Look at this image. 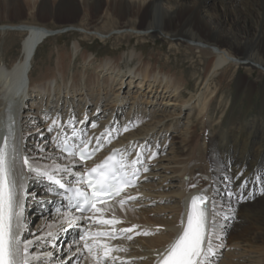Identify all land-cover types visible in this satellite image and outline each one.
I'll use <instances>...</instances> for the list:
<instances>
[{
	"label": "bare ground",
	"instance_id": "obj_1",
	"mask_svg": "<svg viewBox=\"0 0 264 264\" xmlns=\"http://www.w3.org/2000/svg\"><path fill=\"white\" fill-rule=\"evenodd\" d=\"M19 2H21V0H8L7 6L4 8L7 10V8ZM217 2V5L213 4L211 0H43L41 2V13H44L45 15L52 16L54 14L60 15L66 12H71L75 18L80 14L92 15V13L94 16L99 17V14L104 9L105 12L112 13L113 16H116L120 20L125 19V22L115 23L111 27L106 28L99 26V23L102 22L99 19V22L97 21L93 25L81 29L82 33L90 36L93 35L92 37L95 38L99 37L101 40L108 38V36L109 39L112 38L114 32L123 35V37H127L128 35H125L127 33H131L132 35H149L148 31H152L153 37H166L172 40L177 39L179 42L176 43V45L173 44L176 49L172 51L176 56H182V50L179 49L182 46H185L187 48L186 51L189 52L185 56H191V52L193 51L200 54L193 62V65L191 64V69L192 73L196 74L195 68L201 66L203 68V73L198 79L192 82L186 79L184 71L174 72L170 69L167 72L152 61L146 62L144 54L141 52L138 55L136 50L132 52L133 57L139 60V65L136 68L128 67V69L125 70L121 66L123 63H120L123 59L113 60L110 58L101 62L89 77L85 78L82 74L74 75L70 82L68 75L72 69L71 62L73 60H71L69 54H59L57 64L60 67H58L57 72H51L49 68L44 67L40 74L35 76L33 73L34 62L38 50L45 44L49 37L58 34L59 32L40 25L29 24L4 26L3 28H0V32H3L4 34H6V31L8 30L11 32L19 31L20 33L25 34L21 44L22 56L19 61H16L10 67L3 62L0 57V144L3 143L6 135V129L7 125L10 123V117L11 120L14 121V130L17 137L20 136L17 132V128L24 123V120L28 115V112L25 110L26 107L30 105L29 102L32 104L36 99L35 105L39 104L41 105V108H44L47 103L49 106L52 105V109H56L61 103V97H65L61 95L65 94L66 98H69L79 94L81 95L79 98L80 101L86 103L88 101L91 102L96 100L95 106L96 108H99L98 104H101L100 100H106L110 103L117 104L120 101L118 98L119 94L113 92V86H117L115 89L116 91L128 90V96L133 93H138L142 96L144 95L149 98L147 99V103L151 105H153V103L157 104L156 98L160 97L162 93V97L166 98L168 102H183L181 104L184 105L185 108L191 110V113L197 111V118L199 119V121H197L198 124L206 123V121H209L210 119L209 114L212 110L214 100L218 97L223 85L219 90L218 88L214 89V91L211 90V96L209 98L208 95L204 93L200 95L196 94L195 96V93L199 92L202 86L205 87V92L207 93L210 91L211 86L216 84L218 80L221 79L223 83L227 79L229 73H223V70L229 67H233L234 69L249 68L253 70L261 68L263 69V73L261 74L264 76V0H217ZM81 47L82 45L80 42L74 44L73 48L75 56L80 52L79 49H81ZM80 55L82 56L85 65H92L93 63H96V61H99L95 58H90L85 51H82ZM66 61L69 66L62 67L61 65H64ZM236 82L237 87H235L234 92L236 91L235 93L240 96L238 99L242 98V100H248L255 90L253 82L247 80L242 74L238 76ZM191 85H193V88ZM183 87H186L184 89H187L191 94L187 100H184L185 98L182 99L184 93L182 92ZM190 87L192 89H190ZM244 88H246V90H244ZM134 89L137 90L132 92ZM142 90H144L143 93L141 92ZM258 95H260L261 111H264V85L258 90ZM70 105L74 106V103H69V106ZM144 108L146 109V107ZM191 113L187 116L188 118L191 116ZM263 116L264 113H262L260 117L253 116L244 121L230 120L228 126L221 127L218 130L216 138L212 139V144L208 146L211 149L210 156L211 164L213 166L212 168L225 172L226 174H224V176L230 175L238 177L228 185V188L230 189V187H234L232 192L242 194L245 197L248 196L249 192L253 193V199H240L241 202H239V199L235 202L229 199L230 202L228 204V209L230 210V213H239L242 218L241 222L237 223L235 228L230 230V233H227L229 242L234 245L244 246H251L254 242L259 243V250L262 252V255H264V197H262V193L258 191L259 188H253L252 185L254 184L253 180H256L257 177L261 176L259 175L260 171L257 172V170L260 159L264 156ZM17 117L18 120L16 119ZM20 117H22V120ZM160 117L151 116L149 119L143 120L142 123L139 122L141 119L139 120L137 118V123L133 122L132 125L139 123V125L144 124L146 126L141 130L137 127L138 132L136 130V132L130 133L131 136L129 138H124L127 142L125 144L124 142L115 143L113 140L114 136H112L111 143L107 142L106 144V135L105 137H102L104 146L100 150V154L98 155L99 158L108 156L114 149H121L125 153H128L130 152L129 147L134 143L133 140L135 141V137H141L144 140H148L151 137V133L156 130H159V133L161 132L160 134H162V131H165L168 127L174 126L173 128H177L178 124L181 123V120H172L169 125L165 118L163 119ZM63 123H61V125H63ZM189 123L191 125H189V130H191L194 122ZM64 125V131L71 135V130L67 131L69 128L66 126V123H64ZM135 127L136 126L134 125V128ZM80 129H83L84 133L87 134L83 125ZM214 131L217 132V129H214ZM196 132V129L193 130V135H195ZM102 133L103 132H101L99 128L98 131L88 134V137L92 140L91 144L93 146L96 143V138L101 137ZM190 137L188 133L187 140ZM44 144H50V141L44 142ZM51 151L53 153L56 152L55 149H52ZM136 154L135 151L130 158L128 155V159H135L137 156ZM248 165L249 168H247ZM78 167V165H75L73 170H82L81 167ZM17 168H19V161L17 162ZM186 170L187 169L184 168L180 172L184 173ZM188 172L190 173V171ZM141 174V181L137 188L133 191L126 192L127 194L124 196L131 194V196H137L141 192H144L146 187H149L145 183L148 173L141 172ZM30 178L31 176L23 180L25 186H27V180H30ZM183 178L184 177H182L180 184L183 186L184 193H182V198L179 200L177 218H175L176 221H171L170 225H167L168 222L162 225L171 229V232L167 234L170 243L167 242V245L158 249L153 243L155 238L148 240V242L150 241L148 243V248L151 250L149 254L152 256V259L144 262V264H156L157 254L165 250L175 241L177 235L182 231V219L186 221V213L190 206L191 197L202 193L208 195L210 198L215 196L218 207L221 205L222 200H226V197H223L225 184H222V187L219 189L216 187L201 189L199 187L192 190L188 189L189 185H187L188 183L186 184L183 182ZM16 179L19 184L21 178L17 176ZM244 181H248L249 184L248 186L241 188V184ZM257 181L259 180L257 179ZM44 183L46 182L40 180V185L44 186H38L39 188H36V191L44 192L46 194L48 184ZM205 189L207 190L206 192H204ZM212 191H214V195L212 194ZM46 196H49L50 199L48 202H45V204L48 205H46V209L50 212V215L47 216V218H50V220L44 222L47 224L45 225L47 230L41 232L39 236L43 235L46 239L49 238L51 242H55L56 238L54 239V237L58 236L60 243L62 242V239L65 240L66 238L67 246H69L77 238L78 233L81 232L80 229L84 228V221L79 222L80 227L78 228H68L65 223V228L62 230L61 222L64 221L62 214L67 211L64 206L66 202L63 203L62 198L56 195L46 194ZM26 205L28 210L29 208H32L34 211H39V209H41L36 203H33L32 200L27 201ZM109 205L111 208L104 213V218L110 219L115 215V217L121 221L124 217L132 221V223L126 222L125 224H120V226L116 225L117 229L130 228L132 225L140 226V224L143 223L148 226L152 225V227L157 225L153 223L150 225L149 222L151 221L144 217L146 216L145 213L141 214V212L138 213L132 211L129 209V205L122 208L119 205L118 200L113 201ZM52 207H55L62 212L58 215L56 221H51L54 218L51 215L54 210ZM103 207L108 208V205ZM25 213L26 212H24V214ZM135 216H140V219L135 218ZM58 219L59 222H57ZM109 227L111 226L92 225L93 230H96L97 228L105 230ZM220 227L222 228V231L226 230H223L222 220H220ZM58 230L60 231L59 233ZM134 231L136 232L138 230L136 229L133 230V232ZM217 231L220 232V229L218 228ZM48 233H52L53 235L49 236ZM129 235H132V233H129ZM23 237L25 238L24 235ZM157 238H159V240L161 238L165 239V237ZM26 239L33 240L34 238L29 237ZM111 243L115 246L126 249L129 248V245L133 244V242H130L127 238H124L121 241H111ZM37 248H39V246H37ZM136 248L137 246L134 247L135 250H137ZM74 249L75 246H73V250ZM66 250V252H68V247ZM58 252L59 253L56 255L57 257L53 258L52 255L51 258H53V261L46 264H60L61 259L65 261V264H75V260L79 258V254L69 259V252L68 254H64L60 249H58ZM30 254L37 257L40 255L39 251L31 252ZM62 254L65 255L64 258L61 256ZM135 254L136 252L134 250L132 252L126 251L114 253V255L122 258L125 263L127 262V258L131 256L134 257ZM80 264H92V261L91 259H83L80 261ZM117 264H119V261Z\"/></svg>",
	"mask_w": 264,
	"mask_h": 264
},
{
	"label": "rangeland",
	"instance_id": "obj_2",
	"mask_svg": "<svg viewBox=\"0 0 264 264\" xmlns=\"http://www.w3.org/2000/svg\"><path fill=\"white\" fill-rule=\"evenodd\" d=\"M7 1L8 0H0V28H3L4 26L29 24L40 25L50 30L59 32L58 34H54L49 37L45 44L38 50L36 60L34 62L33 73L35 76H38L44 67L49 68L51 72H57L58 67H60L57 64V58L59 54H69L71 60H73L71 62L72 69L68 75L70 82L74 75L76 76L82 74V76H85V78L89 77L101 62L110 58L113 60L123 59L120 63H123L121 66L125 70H127L128 67L136 68L139 65V60L133 57L132 52L134 50L137 51L138 55L142 52L145 56L146 62L152 61L154 64L159 65L167 72L170 69H172L174 72L184 71L185 77L188 81H195L203 73V68L201 66H197L195 68L196 74L192 73L191 69V64L193 65V62L199 57V53L193 51L191 52V56H185L189 53L186 51L187 48L185 46L179 48L182 50V56H176L175 53L172 52L176 49L174 45L179 42L177 39L172 40L166 37H153L152 31H148L149 35L144 36L127 33L125 34L128 35L127 37H123V35L114 32L112 38L109 39L108 36V38L104 40H101L99 37H92L93 35L90 36L82 33L81 29L93 25L99 19L102 21L99 23V26L105 28L111 27L115 23H121L123 21L125 22V19L120 20L116 16H113L112 13L105 12L104 9L99 14V17L94 16L92 13V15L80 14L75 18L71 12H66L60 15L54 14L52 16L41 13V2L43 0H21V2L15 3V5L10 6L7 8V10H5ZM211 1L215 5L218 4L217 0ZM24 35L25 34L20 33L19 31L11 32L8 30L6 31V34L0 32V57L2 61L10 67L16 61L21 59V44L25 37ZM79 42L81 43L82 47L79 49L80 52L75 56L73 46L75 43L78 44ZM82 51H85L90 58H95L99 61H96V63H93L92 65H85L82 60V56L80 55ZM61 66H69V64L66 61V63ZM223 71V73L229 72L227 79L223 83L220 79L216 84L211 86L210 91L207 93L205 92L206 89L203 86L200 88L199 92L195 93V96L196 94L200 95L204 93L208 95L209 98L211 96V90L214 91V89L217 88L219 90V88H221L223 85L218 97L214 100L212 105V110L209 114L211 120L209 119V121H206V123L203 124L197 123V121H199L197 118L198 112L193 111L191 113V110L185 108V106L181 104L183 102H168L166 98L162 97L161 93L160 97L156 98L157 104L153 103V105H151L147 103V99H149L148 97L144 95L142 96L138 93H133V96H128V90L116 91L115 89L117 86H113V92L119 94L118 98L120 101L118 104L110 103L106 100H100L101 104H98L99 108H96V100L85 103L80 101L79 98L81 95L79 94L69 98H66V95L63 94L61 96L65 97H61V103L56 109H52V105L49 106L47 103L45 106L46 108H41V105H35L36 99L32 104L29 102L30 108L29 106L26 107L25 111L28 112V115L22 124L23 126H18L17 132L20 135H23L25 141L23 144L24 151L26 152L25 154H30L37 159L41 157V146L45 148V151L49 156L53 155V152L51 151L52 149L56 150L52 144V140L55 137V132L47 131L51 124V119L59 118V122L61 124L63 122L66 123L69 118L74 117L76 121L82 120L84 122L82 124L76 123L75 127L80 129V127L83 125L85 132H87V136L91 132L98 131L99 128L103 133H105V130L107 129L112 132L115 143L124 142V144L127 143L124 138H129L131 136L130 133L136 132L137 127L141 130L144 126H146L144 124L139 125L138 123L134 124L136 126L134 128V125L132 124L133 122L137 123L136 121H138V119H141L139 122L142 123L143 120L149 119L151 116H161L160 118H165L169 125L171 124L172 120H181V123L178 124L177 128H173L174 126L168 127V129L162 131V134H160L161 132L159 133V130H156L155 132L151 133V137L148 140H144L141 137H135L134 139L136 142L133 140L134 143L129 147V151L131 153L129 158L132 157L135 151L137 153L143 149L144 162L145 164L147 163L146 165L149 168V171L146 172L148 173V177L146 179L147 182L145 181V183L149 187H146L144 192H141L139 195L135 196V200L127 201L123 208L129 205L130 210L138 213L141 212V214L145 213L146 216L144 217L151 221L149 222L150 225L151 223L157 225L152 227V225L148 226L143 223L140 224L139 228L133 229H137L138 231L136 232L141 233L147 230L152 234L136 235L135 231L132 232L133 239L129 241L133 242L134 245H129L127 252H132L134 250L136 254L134 257L131 256L127 258V262L125 264H128L129 261L131 264H144V262L151 260L152 256L149 254L151 250L148 248V243L150 241L148 242V240L152 238H155L153 243L158 249L163 248L164 245H167V242L170 243V241H168L169 238L167 234L171 232V229L162 225L167 222V225H170L171 221H176L175 218H177V210L179 208L180 202L179 200L182 198V193H184V189L182 188L183 186L180 184L182 177H184L183 182L186 184L188 183V189L192 190H195L199 187L201 189H208L210 187H216L219 189L222 187V184H225L224 174L226 173L212 168L213 166L211 164L210 156L211 149L208 147L212 144V139L216 138L218 130L221 127L228 126L230 120L244 121L253 116L260 117V115L264 113V111H261L260 95H258V90L264 85V76L261 74L263 73V69H234L233 67H229L225 68ZM240 74H242L247 80L253 82L255 87L254 92L251 94L248 100H242V98L238 99L240 96L235 93L236 91L234 92L235 87H237L236 80ZM191 86L193 88V85ZM184 88L186 87L182 88V92H184L182 99L185 98L184 100H187L191 94L187 91V89ZM192 88L190 87V89ZM136 90L137 89H134L132 92H135ZM244 90H246V88H244ZM143 91L144 90L141 92L143 93ZM69 103H74V106H69ZM144 107H146V109ZM190 113L191 116L188 118L187 116ZM16 119L18 120V117ZM20 119L22 120V117H20ZM189 122H194L191 130H189ZM93 123L97 125L95 128L90 127ZM125 126H127L128 131L123 130ZM195 129L197 132L195 135H193L192 132ZM214 129H217V132L214 131ZM69 130L71 129L69 128L67 131ZM188 133L189 137H191L187 140ZM105 135L107 136L106 133ZM47 141H50V144H44V142ZM151 153H155L156 155L155 158L149 160L148 156ZM42 162L47 163V161ZM184 168L187 170L184 173H181L180 171H182ZM247 168H249V165ZM188 171H190V173ZM258 171H260L259 175H264V156L260 159L257 172ZM253 182L255 184V188L260 187V182L257 181V179H254ZM44 184H47V182ZM192 185H196V187H192ZM38 186H41L39 179L31 176L30 180H27L26 190L27 192L31 193L32 196L25 201L26 213L24 216L26 229L23 235L25 238H34V246L30 248L29 251L30 253L39 251L40 255L38 257L44 261V264H46L50 263V261H53L52 259L54 257H57L56 255L59 253L58 249L63 251L62 253L68 254V252H66L68 244L66 238L65 240L62 239V242L60 243L59 237L55 239V242H51L49 238L46 239L43 237V235L39 236L41 232L47 230V227L45 226L47 224L44 222L50 220V218H47V216L50 215V212L46 209L47 204H45V202H48L50 199L49 196H46L44 192L36 191V188H39ZM233 188L234 187H230V190L233 191ZM212 194L214 195V191H212ZM262 197H264V193H262ZM225 199L226 200L221 201V205L218 208L222 207L223 212H227L230 218L227 220H222L223 230H226L222 231L223 234L220 233L223 247L217 249V264H264V255H262V252L259 250V243L254 242L251 246H244L234 245L229 242L227 233H230V230H233L236 224L241 222L242 218L239 213L232 214L228 209V204L230 202L229 199L235 202L238 200L237 196L234 195L231 198ZM250 199H253V197ZM30 200H32L33 203H36L41 209H39V211H34L32 208H29L28 210L26 203ZM239 202H241L240 199ZM52 208L54 210L52 211L51 215L55 219L53 218L51 221H56L58 215L62 212L55 207ZM135 218L140 219V216H135ZM57 222H59V219ZM126 222L132 223V221L124 217L122 223L125 224ZM65 223L66 222L64 221L61 222L62 229L65 228ZM59 232L60 231L58 230V233ZM157 237H165V239L161 238L159 240ZM124 238H118L112 242L121 241ZM218 242L219 241L214 240V243ZM53 244L57 246L55 249L52 247ZM37 246H39V248H37ZM135 246H137V250L134 249ZM49 252L53 253V258L47 256V253ZM64 254L61 255L63 258L65 257Z\"/></svg>",
	"mask_w": 264,
	"mask_h": 264
},
{
	"label": "snow or ice",
	"instance_id": "obj_3",
	"mask_svg": "<svg viewBox=\"0 0 264 264\" xmlns=\"http://www.w3.org/2000/svg\"><path fill=\"white\" fill-rule=\"evenodd\" d=\"M76 123L84 122L76 121L74 117L66 122V126L71 129L69 135L64 131L65 125L60 124L59 118L51 119L47 131L55 132L52 143L57 151L49 156L41 146V157L37 159L25 154L23 135L17 137L14 121L10 117L6 135L3 143L0 144V264H44L39 257L30 254L29 250L34 246V241L23 237L26 229L25 201L32 196L27 192L23 180L29 176L47 182L46 194L59 196L66 202L64 206L67 211L62 215L68 228H78L79 222L84 221L83 231L79 232L77 238L68 246L69 259L79 254L75 264H80V259H91L92 264H117L118 261L119 264H125V261L114 253L126 252L128 249L115 246L111 241L124 237L128 240L133 239L132 235L127 234L132 233L133 229L139 226L117 229L116 225L121 224L122 221L115 215L106 219L104 213L111 208L109 201L119 198L118 203L123 208L127 201L136 199L135 196L121 194L130 187L136 186L141 172L149 171L144 162L143 149L138 151L136 158L132 160L128 159L130 152L114 149L94 166L74 171L75 165H82L102 149L104 146L102 137H105V133L108 143H111L113 135L106 129L101 137L96 138L95 145L89 148L92 143L91 138L83 129L78 130L75 127ZM96 126L95 123L91 125L93 128ZM123 130L128 131L127 126ZM155 155L151 153L148 159L155 158ZM18 161L19 168H17ZM17 176L21 178L19 184ZM236 178L238 177L225 176L224 196L231 198L235 195L238 199L252 198V192L245 197L228 188ZM257 179L260 182L258 191L264 193V175ZM248 184V181H244L241 188ZM252 186L255 188V184ZM206 191L205 189L204 192ZM105 205H108V208L103 207ZM73 209L75 212L72 211ZM229 218V214L223 212L222 207L218 208L215 196L210 198L203 193L194 195L186 213V221L184 219L181 221L182 231L170 246L157 254L156 264H217V249L223 247L220 220ZM92 225L111 227L105 230L99 228L93 230ZM218 228L220 232L217 231ZM135 234L151 235L152 233L144 231ZM48 235L53 234L48 233ZM214 240L219 242L214 243ZM73 246H75L74 250ZM52 247L55 249L57 246L53 244ZM52 255V252L47 253L48 257ZM60 264H65V261L61 259ZM128 264L131 262L129 261Z\"/></svg>",
	"mask_w": 264,
	"mask_h": 264
},
{
	"label": "water",
	"instance_id": "obj_4",
	"mask_svg": "<svg viewBox=\"0 0 264 264\" xmlns=\"http://www.w3.org/2000/svg\"><path fill=\"white\" fill-rule=\"evenodd\" d=\"M51 34H53V33H51Z\"/></svg>",
	"mask_w": 264,
	"mask_h": 264
}]
</instances>
